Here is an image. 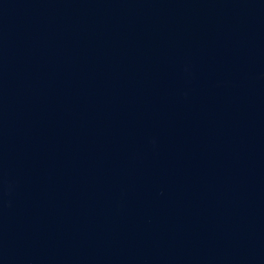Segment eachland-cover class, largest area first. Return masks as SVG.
I'll list each match as a JSON object with an SVG mask.
<instances>
[{"label": "water", "instance_id": "water-1", "mask_svg": "<svg viewBox=\"0 0 264 264\" xmlns=\"http://www.w3.org/2000/svg\"><path fill=\"white\" fill-rule=\"evenodd\" d=\"M0 264H264V0H0Z\"/></svg>", "mask_w": 264, "mask_h": 264}]
</instances>
